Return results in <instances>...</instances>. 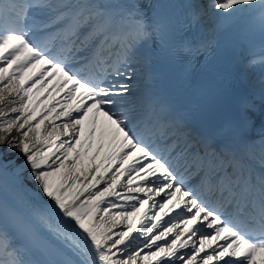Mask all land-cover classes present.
Masks as SVG:
<instances>
[{"label": "snow or ice", "instance_id": "1", "mask_svg": "<svg viewBox=\"0 0 264 264\" xmlns=\"http://www.w3.org/2000/svg\"><path fill=\"white\" fill-rule=\"evenodd\" d=\"M0 264H264V0H0Z\"/></svg>", "mask_w": 264, "mask_h": 264}, {"label": "bare ground", "instance_id": "2", "mask_svg": "<svg viewBox=\"0 0 264 264\" xmlns=\"http://www.w3.org/2000/svg\"><path fill=\"white\" fill-rule=\"evenodd\" d=\"M6 159H16V163H17V164H20V163L23 162V157L16 158L15 155H13V156H9V157H7ZM25 175H27V173H26ZM25 183L27 184V186H28V188H29L30 190H32V191H39V189L36 188V185H35L34 182H32V181L26 179V180H25ZM44 199H45V201L47 202V198H44Z\"/></svg>", "mask_w": 264, "mask_h": 264}]
</instances>
